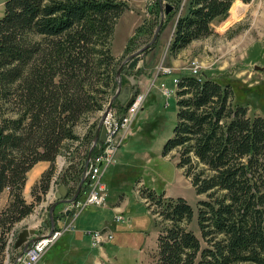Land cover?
<instances>
[{
    "label": "trees",
    "instance_id": "obj_1",
    "mask_svg": "<svg viewBox=\"0 0 264 264\" xmlns=\"http://www.w3.org/2000/svg\"><path fill=\"white\" fill-rule=\"evenodd\" d=\"M162 1L156 0L154 18L136 28L126 50L132 51L142 36L152 39ZM237 1L251 0H167L173 10L145 54L174 19L171 52L210 36L213 22L227 16ZM128 8V0L5 2L0 17V109L5 105L13 113L0 122V196L9 189L12 199L0 209V264L6 233L34 207L23 196L28 172L40 161L51 163L33 185L40 201L36 190H49L57 156L68 140L79 138L76 125L87 113L104 109L110 91L117 88L119 63L112 41ZM177 77V118L163 154L178 150L177 166L184 168L198 195L208 196L198 201V224L210 246L202 248L199 237L184 225L194 217L184 197L145 188L144 197L171 222L158 235L157 264H264V117L239 100L228 77ZM115 104L126 109L118 100ZM83 169L81 162L74 175L79 183ZM84 191L85 186L79 197Z\"/></svg>",
    "mask_w": 264,
    "mask_h": 264
},
{
    "label": "rangeland",
    "instance_id": "obj_2",
    "mask_svg": "<svg viewBox=\"0 0 264 264\" xmlns=\"http://www.w3.org/2000/svg\"><path fill=\"white\" fill-rule=\"evenodd\" d=\"M6 1L0 0V17L4 13ZM128 2L129 8L118 20L112 41V51L119 65L127 56L151 40L142 36L136 41L132 51L124 48L125 42L134 34L136 28L145 19L150 21L154 18L157 8L156 0ZM167 3V0L162 1L163 6ZM239 5L241 6L238 7ZM263 8L264 0L237 1L227 16L213 22V33L210 36L195 40L176 53L169 50L174 19L161 32L157 46L145 54L146 50L142 55L144 66L141 72L137 66L131 69L125 66L122 71V86H130L131 93L144 92L145 100L135 119L134 135L120 147L114 162L103 174V181L107 185L106 205L72 207L65 220V209L71 208L70 204L57 205L54 210V214L59 215L56 218V227H63L75 212L74 228L65 231L50 246L41 264H91L94 259L102 264H157L158 235L165 227L171 226V222L163 218L162 208L144 197L145 188L157 193L165 191L166 196L184 197L194 208L193 219L184 225L199 237L202 248L210 246L202 236L198 224V201L207 200L208 196L198 195L191 180L184 174V168L177 166L178 150L174 149L168 155L163 154L166 141L173 136L177 118L176 92L167 95L163 88H173V78L179 74L191 73L190 63L195 60L200 64L199 75L207 73L223 79L228 77L236 85V96L240 97L239 100L250 106L251 113L264 117V68H255V65L264 67ZM238 12L241 14L236 17ZM161 66L170 67L172 72L164 73ZM117 89L118 86L110 91L104 109L87 113L76 125L75 132L79 138L68 140L64 150L57 156L49 190L45 194L42 193L41 186L36 190V195L41 196L40 201H36L35 194L32 193L33 186L31 190L23 189L24 198L27 202L34 203V207L29 215L10 229L14 233L15 242L19 233L26 228L36 229L38 235L45 232L42 224L49 219L50 207L57 200L56 193L61 185L67 188V197L70 198L76 193L79 181L74 175L77 174L81 162H84L85 168L102 114ZM115 105L112 109L121 114L120 105ZM10 110L12 109L5 105L1 107L2 124L13 113ZM40 165H46V171L51 163L38 162L28 172V176ZM79 200L78 195L75 203ZM119 205L122 210L118 211L116 206ZM119 212H123V221L115 220ZM89 230L110 231L113 236L103 246L93 245L91 236L86 233ZM18 255L19 250L14 244L9 259L5 254L4 264H12Z\"/></svg>",
    "mask_w": 264,
    "mask_h": 264
},
{
    "label": "built area",
    "instance_id": "obj_3",
    "mask_svg": "<svg viewBox=\"0 0 264 264\" xmlns=\"http://www.w3.org/2000/svg\"><path fill=\"white\" fill-rule=\"evenodd\" d=\"M164 73H171L170 67H162ZM200 64L192 60L190 63V72L199 76ZM173 88L164 87L165 94L170 95L176 92L178 85V77L173 78ZM145 100L144 92H136L133 101L126 109L118 114L113 109L110 110L104 124L107 130L106 140L99 147V150L93 154L87 171V182L85 186L84 196L75 203V200L69 202L66 212H70L72 207H89V206H105L107 202V185L103 181V174L115 159V156L122 145L126 143L129 137L134 135L135 119L139 111L143 108ZM74 214L70 220L66 221L63 227H55L52 232L48 231L42 234L36 242L29 245L23 257L16 261V264H41V260L46 251L52 246L63 234L69 229H73ZM69 216V215H68ZM116 221H123V212L117 213ZM91 236L93 245L103 246L106 241L112 238L110 231H92L86 232ZM8 235V232L6 233ZM15 244V241H14Z\"/></svg>",
    "mask_w": 264,
    "mask_h": 264
},
{
    "label": "water",
    "instance_id": "obj_4",
    "mask_svg": "<svg viewBox=\"0 0 264 264\" xmlns=\"http://www.w3.org/2000/svg\"><path fill=\"white\" fill-rule=\"evenodd\" d=\"M173 10V5L167 3L165 6L161 5L160 9V22L155 30V33L152 37V39L143 45L141 48L136 50L135 52L131 53L129 56H127L122 63L119 65L117 73H116V80L118 83V89L116 93L111 97L107 107L105 108L102 117L100 119V122L97 127L96 134L94 136V139L92 141L90 150L88 152L86 162H85V168L83 171V175L81 178V181L79 183L78 189L76 193L72 197H67V188L64 185H61L58 189V192L56 193L57 200L51 205L50 207V215L49 219L45 220L42 225H44L45 228L49 229L50 232H52L56 226V217L54 214V210L57 205L61 203H68L76 200L78 195L80 194L82 188L86 186V178H87V171L89 167V163L91 161V158L93 156L94 149L96 148L97 145L101 146L102 143L106 140V135H107V130L106 126L104 124V121L106 119V116L110 112V110L113 107V103L115 100L120 101L122 104L125 106H129L131 102L134 99L135 93H131V87L130 86H122V71L127 65L129 68H133L138 65L139 61L141 60L142 55L146 50H148L154 42L157 40L158 35L160 33L161 27L164 23L165 16L169 14ZM255 68L257 69H263L264 67L260 65H255ZM41 234H36V229L34 228H26L22 230L18 238L15 242V248L19 250V255L18 257L13 261L12 264H16V261L21 259L25 252L27 251L28 247L30 244L36 242L39 238H41Z\"/></svg>",
    "mask_w": 264,
    "mask_h": 264
},
{
    "label": "crops",
    "instance_id": "obj_5",
    "mask_svg": "<svg viewBox=\"0 0 264 264\" xmlns=\"http://www.w3.org/2000/svg\"><path fill=\"white\" fill-rule=\"evenodd\" d=\"M131 34H130V36H131ZM127 41L125 42L124 48L126 47ZM124 48H123V50H124ZM143 61H144V59L142 56L141 60L139 61L138 65H137V69L144 66ZM43 162L44 161H40L39 163H43ZM45 168H47L46 165H40V167H38V169H35L34 171H32V173L29 174L28 179H27L26 184H25V187H24V191L27 189L31 190L32 186L35 184V182L40 177L41 173L44 171ZM83 194H84V192H83ZM10 199H11L10 191H9V189H5L0 196V209L4 208L10 202ZM28 202H31V201H28ZM120 207H121V205H119L118 207L116 206V210H118V211L122 210V209H120ZM67 217H68V214H66V217L64 218V220ZM48 231H49V229L45 228V232H48ZM45 232H43V233H45ZM157 249H158V247H157ZM90 263L91 264H102L98 259H94L93 263L92 262H90Z\"/></svg>",
    "mask_w": 264,
    "mask_h": 264
},
{
    "label": "bare ground",
    "instance_id": "obj_6",
    "mask_svg": "<svg viewBox=\"0 0 264 264\" xmlns=\"http://www.w3.org/2000/svg\"><path fill=\"white\" fill-rule=\"evenodd\" d=\"M241 5H239L238 7H240ZM241 13H236V17L239 16ZM263 15H264V8H263ZM264 18V16H263ZM197 63V61H195ZM192 73V72H191ZM193 74V73H192ZM196 75V74H194ZM198 76V75H197ZM107 136V135H106ZM87 182V181H86ZM55 195V194H54ZM68 214V213H66ZM56 227V226H55ZM17 239V238H16ZM14 241H15V238H14V233L10 231V233L8 234V237H7V245L5 247V254H6V257L7 259H9L10 257V250L12 249V247H14Z\"/></svg>",
    "mask_w": 264,
    "mask_h": 264
}]
</instances>
